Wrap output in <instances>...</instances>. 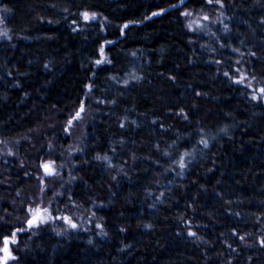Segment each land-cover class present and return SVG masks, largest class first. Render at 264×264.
<instances>
[{"label":"trees","instance_id":"16d2710c","mask_svg":"<svg viewBox=\"0 0 264 264\" xmlns=\"http://www.w3.org/2000/svg\"><path fill=\"white\" fill-rule=\"evenodd\" d=\"M0 6V247L46 159L69 160L53 214L84 218L15 264H264V101L235 82L264 85V0Z\"/></svg>","mask_w":264,"mask_h":264},{"label":"rangeland","instance_id":"374dc122","mask_svg":"<svg viewBox=\"0 0 264 264\" xmlns=\"http://www.w3.org/2000/svg\"><path fill=\"white\" fill-rule=\"evenodd\" d=\"M6 16L7 13L5 10H3L0 6V31H7L5 25H6ZM195 18L200 19L199 16H194ZM9 32L7 31V36H0V41L2 40H6L8 38ZM245 76V80L243 82V84H245L246 86H248V89L251 91V97L253 96V94H256L258 97L260 95L259 93V89L260 88H264L263 86H258L254 83V81L249 78L247 75H245L243 72H240V76L241 75ZM250 85V86H249ZM255 100H261L264 101V99H255ZM82 113V112H81ZM82 119V115L80 114V117L78 119H75L72 121V123H77V121ZM70 134V133H69ZM71 136L72 140L71 142L73 143V146L70 147V149L68 150V155L66 156L67 158H70L71 156H73V154L78 152V147H76L75 145H78L80 142V137L77 134H72L69 135ZM79 140V141H78ZM3 155L6 154V152L2 153ZM0 154V155H2ZM66 159V158H65ZM69 160L65 162H56L55 160H51V159H46V161L42 162L39 166V170L38 173L36 174L35 180L37 182H39V187L38 190L36 191L37 194L35 195L34 198H32V200H30L31 205L28 206L27 209V219L23 224V229H25L24 231H19L17 232V230L15 231L16 237L15 243L11 242V238L9 239V251L11 253L12 257H15V259L12 258H8L6 261L4 259L5 257V253L3 251H0V264H15L18 259L16 258L15 252H16V246L19 242L20 239V235L21 234H27L29 231H38L41 228H45V227H51L53 230H57L61 233H65L68 232L69 233L71 231H75L80 225L81 222H84V218L83 215H78V213H75L74 215H70L68 217H71L72 221L77 224L76 228H72L70 227L69 224L65 223L63 219H57V217H64L65 215L60 214L61 212L58 213V215H54L53 214V202L54 200H57L59 195L61 194V192H59V189L61 187H59L58 185H61V183H63V176L65 177L66 173H67V164H68ZM45 163H49L51 164V167L54 169L55 174L53 175H45L44 174V169L42 168V165ZM59 188V189H58ZM39 208L41 209V215H44L43 213V209L47 208L49 214L51 215L52 219L48 220L46 223L40 224L39 226H34L29 228L27 225V220L31 218L32 213L30 212V209H36ZM81 216V217H80ZM4 247V244L2 245V247H0V249H2Z\"/></svg>","mask_w":264,"mask_h":264},{"label":"snow or ice","instance_id":"6c2138e0","mask_svg":"<svg viewBox=\"0 0 264 264\" xmlns=\"http://www.w3.org/2000/svg\"><path fill=\"white\" fill-rule=\"evenodd\" d=\"M182 2V0H181ZM209 3L212 2V0H208ZM216 3H221V0H216ZM222 6V4H221ZM175 7V6H174ZM153 15H158V13H153ZM184 15H191V13H184ZM96 18V14L93 13L91 16H89L88 13H84L83 14V19L84 20H89V19H95ZM208 17H204V19H207ZM124 27H128V25H124ZM189 27H191V24H189ZM0 36H7V31H0ZM100 52H101V55H103V46L101 47L100 49ZM104 62L103 60H97L96 63L97 64H100ZM225 75L227 76L228 73H225ZM245 80V76L242 74L240 76V78L238 80H236L235 82L236 83H243ZM250 86V85H249ZM259 97L256 95V94H253L252 98L255 100V99H264V88H260L259 89ZM84 111V107H83V104H81V108L79 111L76 112L75 116L72 118V119H78L80 117V114L81 112ZM69 125H71L72 123V120H69ZM121 127H123V125H121ZM202 143L205 144V146H207V141H201ZM187 155V153L185 154ZM99 158V157H98ZM104 159H107V157H104ZM179 166L181 168L185 167V164H184V160H183V157H181L180 161H179ZM42 168L44 169V174L45 175H53L55 174L54 172V169L51 167V164L49 163H45L42 165ZM44 215H41V209L39 208H36V209H30V212L32 213V216L30 219L27 220V225L29 228L31 227H34V226H39L40 224H43V223H46L48 220L52 219L51 215L49 214L48 212V209L45 208L42 210ZM57 219H63L65 223L69 224L70 227L72 228H76L77 227V224H75L71 217H68V216H64V217H57ZM25 229L21 228V229H17V232L19 231H24ZM16 232H13L12 233V238H11V242L12 243H15L16 240H15V237H16ZM190 235H195V233H189ZM241 239H243V237H241ZM3 244H4V247L2 249H0V251H3L5 253V261L8 259V258H12V259H15V257H12L11 256V253L9 251V248H8V245H9V239L8 238H4V241H3ZM262 244H264V242H262Z\"/></svg>","mask_w":264,"mask_h":264}]
</instances>
